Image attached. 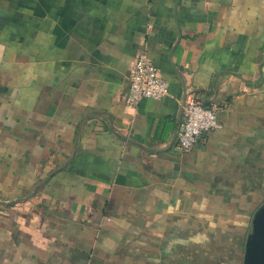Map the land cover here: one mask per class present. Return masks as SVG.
<instances>
[{
  "label": "crops",
  "instance_id": "0c3cea01",
  "mask_svg": "<svg viewBox=\"0 0 264 264\" xmlns=\"http://www.w3.org/2000/svg\"><path fill=\"white\" fill-rule=\"evenodd\" d=\"M176 1L0 0V264H242L203 237L243 256L264 201V0ZM141 52L168 95L131 109Z\"/></svg>",
  "mask_w": 264,
  "mask_h": 264
},
{
  "label": "built area",
  "instance_id": "2783aa9c",
  "mask_svg": "<svg viewBox=\"0 0 264 264\" xmlns=\"http://www.w3.org/2000/svg\"><path fill=\"white\" fill-rule=\"evenodd\" d=\"M129 88L125 106L136 109L143 100H160L168 95V85L158 68L145 52L138 54L128 69ZM218 107L205 106L194 96H188L183 107L182 120L175 139L180 152L195 148L203 134L219 128Z\"/></svg>",
  "mask_w": 264,
  "mask_h": 264
},
{
  "label": "water",
  "instance_id": "95a60500",
  "mask_svg": "<svg viewBox=\"0 0 264 264\" xmlns=\"http://www.w3.org/2000/svg\"><path fill=\"white\" fill-rule=\"evenodd\" d=\"M178 1L179 0L176 1L175 6L177 5ZM185 101L186 95H184L182 109L177 119L173 141L176 139V135L181 123ZM47 180L48 178H46L41 183V186H43ZM242 264H264V201L257 207L252 215L243 244Z\"/></svg>",
  "mask_w": 264,
  "mask_h": 264
},
{
  "label": "rangeland",
  "instance_id": "374dc122",
  "mask_svg": "<svg viewBox=\"0 0 264 264\" xmlns=\"http://www.w3.org/2000/svg\"><path fill=\"white\" fill-rule=\"evenodd\" d=\"M205 240L208 241V243L212 242L214 240L215 243H223V244H228L227 245V248L224 247L225 251H221L219 252L217 255L215 253L216 256L215 257H218V255L220 256H223L222 258L223 259H229L230 261L235 259L236 257H238V259L240 260V262L242 261V255L241 253H238V256H236V253L234 251V249L236 250V246H237V242H240L243 240V237L242 236H222V235H219V236H216V237H212V236H208L207 237H203ZM199 242H201V240H199ZM235 246V248H234Z\"/></svg>",
  "mask_w": 264,
  "mask_h": 264
}]
</instances>
